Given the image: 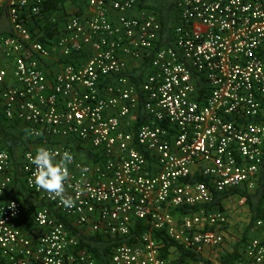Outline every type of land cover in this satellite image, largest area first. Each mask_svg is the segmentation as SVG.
I'll return each instance as SVG.
<instances>
[{"label": "built area", "instance_id": "2783aa9c", "mask_svg": "<svg viewBox=\"0 0 264 264\" xmlns=\"http://www.w3.org/2000/svg\"><path fill=\"white\" fill-rule=\"evenodd\" d=\"M141 1L87 0L63 23L49 18L58 28L48 37L45 0H0V114L73 155L75 200L65 208L36 190L28 148L24 184L45 205L25 222L0 142V264H103L82 237L123 239L139 222L148 230L108 264H206L178 263L181 248L219 263L230 219L209 204L215 191H254L264 155V0H175L172 45ZM145 62L139 89L128 72ZM255 227L234 264H264V220ZM158 230L178 245L166 251Z\"/></svg>", "mask_w": 264, "mask_h": 264}, {"label": "trees", "instance_id": "16d2710c", "mask_svg": "<svg viewBox=\"0 0 264 264\" xmlns=\"http://www.w3.org/2000/svg\"><path fill=\"white\" fill-rule=\"evenodd\" d=\"M60 0H45V12H46V36L52 37L55 31L58 28V24H52L49 18L52 16H56L58 20L61 16H67L64 12L63 7L61 6ZM175 5V0H142L139 4L140 8L147 9L156 13L162 23L163 30L161 36L162 44L172 45L173 44V31L170 25L172 10ZM67 19V18H66ZM8 34L6 29L2 30L0 35ZM46 65L50 66V62L46 61ZM148 62L143 63L136 69L129 71V76L136 83L137 87L140 89L143 81V76L145 71L147 70ZM144 109L143 106L140 108L139 122L144 120ZM264 120V114L261 117ZM38 140H33L28 137H24L23 133H18L16 128L14 129V125L11 124L3 114H0V142L5 147L13 160L15 165L16 174L14 184L17 188L16 191L21 195V198L27 203L25 210L29 209L28 219L33 218L34 214L38 211V207H42L45 203L38 199L34 193L29 191L26 187H24V179L21 172V156L29 148V144ZM195 180L207 181L206 179H202L200 177L195 178ZM238 196L240 198H244L245 203L249 207L251 221L249 225L246 227L244 235L241 240H239L234 245V249L232 252L225 254L221 257L219 263H214L200 256H195L194 254L186 251L184 249H180L181 257L178 260V263H182L185 261L191 260H203L206 264H234L236 258L239 256V253L243 250L245 243L249 238H247L250 230L256 225L259 220H264V155L262 164L260 167V175H259V184L257 188L249 192L242 188H233L230 190L224 191H215L214 192V201L209 204V208L215 210H224L225 204L224 200ZM37 207V208H36ZM200 207L194 208H184L181 209L182 212L187 211H197ZM32 210V211H31ZM148 227L143 223L139 222L136 224L135 229L131 233L130 236L123 239H104L100 236H91V237H82L81 246L86 247L92 254L97 258L100 263L108 264V255L112 253L113 248L121 243V242H131L137 241L138 238L146 231ZM154 237L162 239L165 244V250L167 251L172 246H177V242L172 239L166 232L164 231H154ZM244 241V242H243Z\"/></svg>", "mask_w": 264, "mask_h": 264}, {"label": "clouds", "instance_id": "9594fccd", "mask_svg": "<svg viewBox=\"0 0 264 264\" xmlns=\"http://www.w3.org/2000/svg\"><path fill=\"white\" fill-rule=\"evenodd\" d=\"M73 159L69 151L60 154L48 147H39L35 156H30L31 163L35 166L33 177L36 190H44L50 198L58 199L65 208L75 206V200L67 194L68 188L72 187L69 183V165Z\"/></svg>", "mask_w": 264, "mask_h": 264}, {"label": "rangeland", "instance_id": "374dc122", "mask_svg": "<svg viewBox=\"0 0 264 264\" xmlns=\"http://www.w3.org/2000/svg\"><path fill=\"white\" fill-rule=\"evenodd\" d=\"M61 6L67 16H61L59 21L63 23L68 16L82 13L88 7L87 0H60ZM6 29V22H0V33L2 30ZM2 64H0V68ZM225 208L229 214L230 224L227 228L226 240L224 245L221 247L219 252L215 257H213L216 262H219L221 257L233 251L235 243L242 239L246 227L251 221L250 211L245 204L241 201L238 196H233L226 200ZM253 228L247 235V238L252 237L254 234L252 232ZM244 242V241H243Z\"/></svg>", "mask_w": 264, "mask_h": 264}, {"label": "crops", "instance_id": "0c3cea01", "mask_svg": "<svg viewBox=\"0 0 264 264\" xmlns=\"http://www.w3.org/2000/svg\"><path fill=\"white\" fill-rule=\"evenodd\" d=\"M132 69H131V71L132 70H134V69H136L137 67L136 66H132L131 67ZM21 127V125H20V123H18L16 126L14 125V129L16 128V130H17V132L18 133H20V128ZM43 143H38V142H33V143H30L29 144V148L30 149H38L39 147H41V145H42ZM85 158L86 159H88V160H91L92 161V159H94L93 158V156L91 155V154H89V153H87V154H85ZM15 174H16V169H15ZM24 187H25V184H24ZM16 187H15V184L13 183V185L11 186V188H10V192H9V195L10 196H18V197H20L21 198V195H19V193L16 191ZM35 195V194H34ZM229 198H231V197H229ZM229 198H227V199H225L224 200V203L226 202V200H228ZM22 199V201H23V206H24V212H23V220L26 222V221H30L31 219H28V217H29V215H27L29 212L28 211H30L29 209H27V211L25 210V208H26V206H27V203L23 200V198H21ZM39 199V198H38ZM246 204V203H245ZM247 205V204H246ZM44 206V205H43ZM248 207V206H247ZM37 208V207H36ZM41 207H38L37 209H40ZM248 209H249V207H248ZM32 211V210H31ZM35 215V214H34ZM37 230H40V229H36V231ZM42 232V230L40 231V233ZM252 232H253V234L256 236V235H259L260 234V231H258V230H256V227L254 226L253 227V230H252ZM253 235V236H254Z\"/></svg>", "mask_w": 264, "mask_h": 264}]
</instances>
